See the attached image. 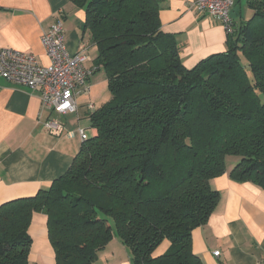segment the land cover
I'll list each match as a JSON object with an SVG mask.
<instances>
[{"label":"trees","instance_id":"obj_1","mask_svg":"<svg viewBox=\"0 0 264 264\" xmlns=\"http://www.w3.org/2000/svg\"><path fill=\"white\" fill-rule=\"evenodd\" d=\"M68 2L83 11L109 98L88 111L96 134L65 172L0 203V264H28L37 211L55 264H92L113 237L132 264H202L191 232L218 203L210 180L228 172L264 189V0H234L225 50L191 67L161 27L159 0ZM227 156L237 157L230 167Z\"/></svg>","mask_w":264,"mask_h":264},{"label":"crops","instance_id":"obj_2","mask_svg":"<svg viewBox=\"0 0 264 264\" xmlns=\"http://www.w3.org/2000/svg\"><path fill=\"white\" fill-rule=\"evenodd\" d=\"M69 5L68 0H0V49L31 52L40 63H48L40 36L60 18L70 49L66 51L88 50L82 33L78 44H71L68 33L72 29L63 22ZM241 11L247 15L244 5ZM237 13L234 6L232 15ZM159 19L162 29L175 35L186 67L226 48L224 24L210 14L197 12L193 0H159ZM95 72L88 79L89 93L76 96L75 111L59 115L65 130L73 133L60 137L43 127L49 110L41 107L38 92L0 77V203L33 195L65 172L80 145L78 127L84 126L89 136L96 134L86 103L96 86ZM108 98L109 93L101 102L92 100L98 107ZM209 184L219 200L207 221L192 230L193 252L202 264H258L264 260V189L250 181H235L228 172L212 178ZM27 231L31 237L28 264H55L46 215L33 212ZM168 246L169 241L163 239L153 255L162 254ZM215 250L218 255L213 254ZM92 264L132 262L127 247L113 237Z\"/></svg>","mask_w":264,"mask_h":264},{"label":"built area","instance_id":"obj_3","mask_svg":"<svg viewBox=\"0 0 264 264\" xmlns=\"http://www.w3.org/2000/svg\"><path fill=\"white\" fill-rule=\"evenodd\" d=\"M193 5L197 12L210 14L223 23L226 31L231 27L234 0H193ZM40 41L48 63H40L31 52L1 48L0 77L38 92L41 107L49 110L43 122L48 133L57 137L72 136V131L65 130L59 115L75 111L76 96L89 93L88 79L96 67L86 48L73 54L66 51L60 18L41 33ZM94 107V102L87 103L88 111H93ZM76 131L80 140L86 139L84 128L78 127ZM213 254L218 255L219 251ZM258 264H264V260Z\"/></svg>","mask_w":264,"mask_h":264},{"label":"rangeland","instance_id":"obj_4","mask_svg":"<svg viewBox=\"0 0 264 264\" xmlns=\"http://www.w3.org/2000/svg\"><path fill=\"white\" fill-rule=\"evenodd\" d=\"M242 3H243V1H242ZM63 22H65L68 25L69 29H72V31H70L68 33L69 36L71 34V36H70L72 39L71 44L73 46L77 45L79 38L81 36V33H82V25H83V11H82V9L76 8L70 4L68 7H66V18L63 20ZM63 35H64V33H63ZM83 35H84V39H86L87 32H85ZM66 41H67V34H65V36H64V46L66 47L65 49L67 51H69L70 49H69V46L67 45ZM78 50H80V48ZM86 52L92 58H94L96 55V48L94 46H90L88 48V50L86 49ZM95 73L96 74H95L94 81H95L96 86H95V89H93V91H92L91 97L94 101H97V103H98V102H101L102 100L106 99L109 91H108V87H107L106 75L104 74L102 68L97 69V71ZM89 86H90L89 88H91V83L89 84ZM92 99H90V101ZM93 100L91 102H94ZM87 101H86V103L90 102V101H88V102ZM81 127L84 128V126H81ZM236 159H237V157L227 156L226 157V166L230 167L231 165H233L235 163Z\"/></svg>","mask_w":264,"mask_h":264}]
</instances>
